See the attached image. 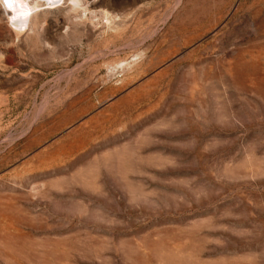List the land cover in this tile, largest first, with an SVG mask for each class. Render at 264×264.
<instances>
[{
	"label": "rangeland",
	"instance_id": "rangeland-1",
	"mask_svg": "<svg viewBox=\"0 0 264 264\" xmlns=\"http://www.w3.org/2000/svg\"><path fill=\"white\" fill-rule=\"evenodd\" d=\"M23 1L0 264H264V0Z\"/></svg>",
	"mask_w": 264,
	"mask_h": 264
},
{
	"label": "bare ground",
	"instance_id": "bare-ground-1",
	"mask_svg": "<svg viewBox=\"0 0 264 264\" xmlns=\"http://www.w3.org/2000/svg\"><path fill=\"white\" fill-rule=\"evenodd\" d=\"M58 2V0H53L51 4L55 5ZM13 4L14 12L12 13V25L14 26L17 33H22L28 27L30 17L36 10L37 5L31 6L23 0H14Z\"/></svg>",
	"mask_w": 264,
	"mask_h": 264
},
{
	"label": "snow or ice",
	"instance_id": "snow-or-ice-1",
	"mask_svg": "<svg viewBox=\"0 0 264 264\" xmlns=\"http://www.w3.org/2000/svg\"><path fill=\"white\" fill-rule=\"evenodd\" d=\"M5 2V0H0V3H4Z\"/></svg>",
	"mask_w": 264,
	"mask_h": 264
}]
</instances>
